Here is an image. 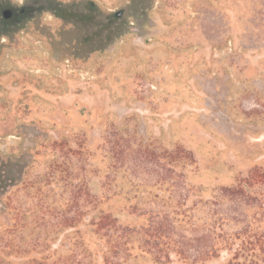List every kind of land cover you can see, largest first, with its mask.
I'll use <instances>...</instances> for the list:
<instances>
[{
	"label": "rangeland",
	"instance_id": "obj_1",
	"mask_svg": "<svg viewBox=\"0 0 264 264\" xmlns=\"http://www.w3.org/2000/svg\"><path fill=\"white\" fill-rule=\"evenodd\" d=\"M46 1L72 15L0 31V264H158L137 242L108 253L94 222L141 227L179 200L193 252L214 220L235 238L251 209L225 187L264 188L245 182L264 169V0ZM176 145L196 163L172 201L153 153Z\"/></svg>",
	"mask_w": 264,
	"mask_h": 264
},
{
	"label": "trees",
	"instance_id": "obj_2",
	"mask_svg": "<svg viewBox=\"0 0 264 264\" xmlns=\"http://www.w3.org/2000/svg\"><path fill=\"white\" fill-rule=\"evenodd\" d=\"M46 4L58 16L69 18L72 15L54 1L46 2ZM153 154L155 158L156 156L159 159L161 157L165 158L169 165V175L166 177L169 178L171 193L168 199L173 201L175 198H179L181 190L184 188V180L177 173L176 168L180 165L187 166L196 163L193 153L182 145H176L173 149H164L160 153ZM245 182L250 187L264 186V169L259 166L251 168ZM238 187H225V190L230 192V195L233 198L235 197L237 202L244 203L245 206L251 209V213L241 211L235 218L237 222L243 224V228L235 238H231L228 237V233L218 231V227L222 226L221 223L218 224V220L206 223V228H204L201 235L203 245L197 252H193L190 245L184 243L183 239L179 241L178 238H184L182 230L185 228L182 222L185 221V218H182L181 215L186 217L188 211V208L181 209L185 205L181 200L173 204V208L168 212L150 213L147 224L141 227L118 224L117 218L112 217L110 214H103L99 220L94 222L95 228L98 233L106 237L109 248L108 253L114 251L117 256L124 259L123 262L129 261L132 255L131 249L134 247L135 242L143 250L151 253L158 264L171 262L170 255L172 251L181 254L184 259L189 261V264H195L218 256L223 248L233 251L234 245L238 243L227 264H264V188L255 192H247L243 186ZM185 198L182 199L185 200ZM62 225L63 227H72L75 225V221H68L67 219ZM210 240H213V242H210ZM178 242L181 244L173 247ZM110 259L111 256L107 254L106 260L109 261Z\"/></svg>",
	"mask_w": 264,
	"mask_h": 264
},
{
	"label": "flooded vegetation",
	"instance_id": "obj_3",
	"mask_svg": "<svg viewBox=\"0 0 264 264\" xmlns=\"http://www.w3.org/2000/svg\"><path fill=\"white\" fill-rule=\"evenodd\" d=\"M46 0H26L22 4L0 0V31L8 32L24 20L33 18L34 15L47 7Z\"/></svg>",
	"mask_w": 264,
	"mask_h": 264
},
{
	"label": "water",
	"instance_id": "obj_4",
	"mask_svg": "<svg viewBox=\"0 0 264 264\" xmlns=\"http://www.w3.org/2000/svg\"><path fill=\"white\" fill-rule=\"evenodd\" d=\"M119 13H120V12H119ZM119 13H118V14H119Z\"/></svg>",
	"mask_w": 264,
	"mask_h": 264
}]
</instances>
